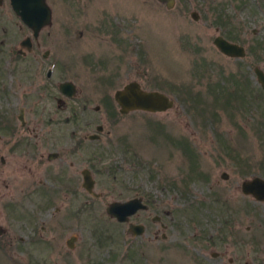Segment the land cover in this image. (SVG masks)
Wrapping results in <instances>:
<instances>
[{"label":"rangeland","instance_id":"374dc122","mask_svg":"<svg viewBox=\"0 0 264 264\" xmlns=\"http://www.w3.org/2000/svg\"><path fill=\"white\" fill-rule=\"evenodd\" d=\"M66 1L48 0L53 16L37 36L40 46L9 0L0 4V264H226L229 257L233 264H264V249L257 247L264 244V201L240 189L242 179L264 177V92L253 72L256 65L264 69V0H175L169 8L159 0H75L88 2L89 32L82 15L72 21L67 7L60 10ZM222 13L229 23H220ZM218 34L242 43L245 56L220 52L213 43ZM26 35L33 51L20 55ZM250 44L263 46L258 56ZM91 51L102 59L103 90L99 73L86 66ZM47 67L53 68L51 89L43 88ZM64 80L77 87L71 98L57 87ZM130 80L168 93L173 107L119 112L113 92ZM20 107L25 125L16 118ZM67 116L79 119H62ZM98 123L102 131L134 136L139 163L100 172L96 188L104 197L82 210L80 188L72 195L58 188L52 200L49 173L61 161L46 159L49 144L15 150L2 136L12 131L34 140L43 131L60 137ZM181 138L191 153L173 143ZM135 192L151 193L152 213L168 222L165 239L160 232L149 238L150 230L132 237L126 223L106 212L110 200ZM71 235L73 248L66 244Z\"/></svg>","mask_w":264,"mask_h":264},{"label":"flooded vegetation","instance_id":"af4514ba","mask_svg":"<svg viewBox=\"0 0 264 264\" xmlns=\"http://www.w3.org/2000/svg\"><path fill=\"white\" fill-rule=\"evenodd\" d=\"M46 1H47L48 5L50 6L51 19H52L54 7H53V5L49 4L48 0H46ZM67 1H66V4H65V2L63 4V2H62V5L60 6V10L64 11L65 10L64 7H67L66 11H68V13L72 12V19H71L72 21H74L73 16L82 15L83 24H84L83 26H84L85 30L87 32H89L91 29V24H93L92 23L93 21H91L88 17V13H87L88 10L86 9L88 6V2L87 3L85 2L84 4H80V3L75 2V0H67ZM245 1H242V4L243 3L246 4L247 1L246 2ZM9 3H10V0H9ZM67 3H68V5H67ZM174 3H175V0H174ZM174 3H173V5H174ZM163 4L169 8V6H167L166 3H163ZM191 16H192V12H191ZM220 18H221L220 23H222V18L227 20V22L229 23V18L226 17V15L223 16V13H222V17H220ZM69 25L70 24H69V21L67 19L66 23L64 24V27H67ZM45 26H48V25H45ZM45 26H43V27H45ZM82 33H83V31H82ZM218 35H220V34H218ZM27 36H29V35H26L25 37H27ZM37 36H33L35 41H36L35 46H40L41 43L37 40ZM25 37H23L19 42L21 48L17 49V52L20 55L31 54L33 51V42H32V39L30 36H29V40H30L29 46L21 45V41L23 39H25ZM223 37H225V36H223ZM225 38H227V37H225ZM227 39L230 41L237 42V40H235V38L234 39L233 38H231V39L227 38ZM70 41H71V39H68V41H66V43H68ZM237 43H240V42H237ZM240 44H242V43H240ZM263 45H264V43H263ZM24 48L26 50H24ZM244 48H245V54H246V52H247L246 47L244 46ZM251 48H252L253 53H255V55L258 56L259 53L261 52L263 46L261 47V45H260V46H256V48H255V45L250 44L249 49L251 50ZM48 55H49V49H44V51L42 52V57H44L46 59V58H48L47 57ZM227 56H229V55H227ZM244 56L245 55H243V56H229V57L243 58ZM85 61L87 62L86 63L87 69L92 72L91 74H98L99 73L95 79L96 83H97L96 85L98 87H101L99 90H103L105 80H104V77L100 73L101 72V65H102L101 57H99V55H95L94 52L91 51L86 55ZM256 66H258V65H256ZM254 67H253V72H254ZM261 69L264 71L263 68H261ZM254 75L256 77L255 72H254ZM44 76H45V78H44L45 82L43 83L44 84L43 88L51 89V86L55 84L54 81L52 80L53 68L47 67L46 70L44 71ZM256 80H257V77H256ZM69 81H71V80H69ZM257 82L261 87V91L264 92V89L262 88L260 82L258 80H257ZM59 83L57 84V87H58ZM75 87H76V85H75ZM75 89L77 92V87ZM62 94L65 95V97H67V98L73 97V95L68 96L64 93H62ZM62 100H61V98H59L58 102H61ZM16 118L17 119H24V120L26 119L24 116L22 118H19L18 115ZM4 119H8V118H4ZM34 119H49V120H51V119H58V118L56 116H38L37 118L34 117ZM62 119H79V117L67 116V117H62ZM20 123H21V121H20ZM89 123H90L89 121H87V120L85 121V125H88ZM21 125H25V123L21 124ZM4 127H6V126L4 125ZM102 129H103V125L98 123L95 125V130H92V131L91 130L90 131L89 130L88 131H74V130H72L70 132L62 133L60 137L58 136V134H55L54 132H43V131L36 132L33 136L34 140L31 137H26L25 135H22L21 137L16 138L15 134L12 131H10V132L5 131V133H3L2 136L3 137L5 136L4 138H6V139L7 138L10 139L9 141L12 140L10 147L12 149H15V150L16 149L19 150L21 147H23L24 150H25V147H28L27 150H29L30 149L29 146L38 147V145H39L41 147V145H43L44 143L49 144L50 145L49 147L51 149L46 152V155H45L46 159L49 162H51L52 160H56V159H60V161H61L57 165L55 164L54 168L49 173L50 178L53 181V185L55 186V187H51V198H52V200H54V196L57 194V192L59 190L58 188L66 189L65 193L69 192L70 195L77 194V188H80L81 192H84V194L81 196L84 200L81 202V204L79 205L78 208H80V210H82L89 203H93V202H95V200L101 199L102 197H104L105 191L104 190H98L96 188V187H99L98 183H100V179H99L98 175L100 172L102 173L103 171L107 170V171H111V172L115 173L117 169H120L122 167L133 168V167L137 166V163H139V159L137 158V156H138L137 142H136V138H134V136H132L130 133H127V132H125V133L110 132V131H102ZM173 143H175L176 145H179L180 148H182L184 151L186 150V148H185L186 142H185L184 138H181L180 141H173ZM120 151L123 152V154L119 153ZM115 152L118 153V155H114ZM42 155H43V151L40 152V157H42ZM1 161H4L3 157H1ZM85 175H87L88 177H90L93 180V186L91 187V189H87L85 184H84ZM172 182H174V181H172ZM44 192H46V189ZM131 198H140L141 203L144 204L145 207L137 208L133 213L128 215L127 220L119 221L116 219V217H114V218L119 222L126 223V230H127V232H129L131 234L132 237L137 238L139 235H141L145 231L150 230L151 232L153 231V234L150 237L148 236L149 238H151V237H152V239L157 238V236L160 232V237L162 239H165L167 236V234L165 233V230H166L168 222L166 223L164 221V219L161 218V216L158 213H155V212L152 213L154 204L152 201L151 193H149V192H141V193L135 192L130 197H126V198H122V199H112L109 201V203L111 201H114V200L124 201V200H128ZM56 209H57V207H56ZM153 223H156V224L159 223V226L155 227V229H152L151 224H153ZM129 224L141 225L142 226L141 232L140 233L137 232V227H135L134 229L129 228ZM230 231H231L232 235H238V233L235 232L231 228H230ZM1 234H3V230L0 233V236H1ZM252 239H253V241H256V244L260 243V241H263L260 237H256V238L254 237ZM234 240H236V239H234ZM240 241L245 243L246 239L241 238ZM1 245H2V247H5V248L8 247L7 246L8 243L7 244H1ZM257 247H260L263 250L264 244L257 245ZM70 248H73V247H70ZM261 249H260V251H261ZM217 254H218V252L216 251V255ZM253 256L259 257L260 254L258 253V254L253 255ZM261 258H263V260H264V256ZM233 261H234L233 257H229L228 263H226V264H233ZM245 264H248V262H246Z\"/></svg>","mask_w":264,"mask_h":264},{"label":"water","instance_id":"95a60500","mask_svg":"<svg viewBox=\"0 0 264 264\" xmlns=\"http://www.w3.org/2000/svg\"><path fill=\"white\" fill-rule=\"evenodd\" d=\"M166 3L167 6H172L174 0H159ZM3 0H0V4ZM13 11L20 17V19L32 29V35L37 36L40 29L51 23V9L46 0H10ZM192 16L196 19L198 17L196 11H192ZM214 45L219 51L229 56H243L245 55V48L242 44L230 41L222 35H217L213 39ZM29 36L21 41V45L29 46ZM257 80L264 89V71L259 67H254ZM75 84L72 81L64 80L58 85V89L68 95L72 96L76 93ZM113 98L119 106L121 113H127L133 110H143L149 112L164 111L173 107L174 98L168 93L159 89H149L141 85L137 80H130L124 83L121 87L116 88L113 92ZM19 118H22L23 109H19ZM21 124L25 123L24 119H19ZM100 128V127H99ZM223 177H227V172H222ZM85 186L91 189L93 180L85 175ZM240 189L242 193L251 195L254 199L264 201V177L259 175H252L244 178L240 182ZM145 207L141 203L140 198H131L124 201L114 200L106 206V212L119 221L128 219V215L133 213L137 208ZM137 227V232H141V225L129 224V228ZM130 230V229H129ZM2 229L0 228V233ZM76 235H71L67 238L66 243L69 247L74 246ZM212 255H216V251H212Z\"/></svg>","mask_w":264,"mask_h":264},{"label":"trees","instance_id":"16d2710c","mask_svg":"<svg viewBox=\"0 0 264 264\" xmlns=\"http://www.w3.org/2000/svg\"><path fill=\"white\" fill-rule=\"evenodd\" d=\"M255 48H256V46H255ZM251 50H252V48H251ZM110 113H111V115H114L115 114V112L113 111V109H111ZM159 126L160 125H156V128H158ZM185 144H186L185 145L186 150L189 151V153H191L190 145L187 142Z\"/></svg>","mask_w":264,"mask_h":264}]
</instances>
